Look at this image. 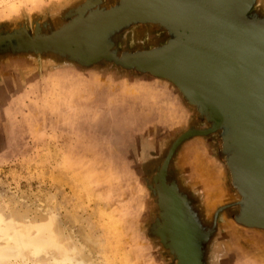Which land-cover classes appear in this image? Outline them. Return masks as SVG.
Returning a JSON list of instances; mask_svg holds the SVG:
<instances>
[{
    "label": "rangeland",
    "instance_id": "1",
    "mask_svg": "<svg viewBox=\"0 0 264 264\" xmlns=\"http://www.w3.org/2000/svg\"><path fill=\"white\" fill-rule=\"evenodd\" d=\"M127 1L0 0L4 52L23 49L15 34L37 44L0 69L17 79L0 103V262L77 246L90 264H264V225L243 218L236 177L238 149L256 153L151 67L174 27L94 26ZM246 19L264 20V0Z\"/></svg>",
    "mask_w": 264,
    "mask_h": 264
},
{
    "label": "water",
    "instance_id": "2",
    "mask_svg": "<svg viewBox=\"0 0 264 264\" xmlns=\"http://www.w3.org/2000/svg\"><path fill=\"white\" fill-rule=\"evenodd\" d=\"M253 2L242 0L236 10H231L225 5L229 0H155L152 5L157 7L148 9L144 6L149 0H128L123 9L98 20L102 21L101 28L108 30L133 20L160 22L178 31L163 51L146 56L161 75L182 82L193 101L219 112V126L231 124L256 153L246 159L243 148L238 149L240 168L236 177L246 195L243 218L254 225H264V20L246 19ZM136 4L142 5L141 11L135 12ZM125 12L128 15L120 17ZM23 36L32 42L26 32L7 39ZM64 49L67 48L60 47ZM225 114L231 119L226 120ZM230 141L235 139L231 137Z\"/></svg>",
    "mask_w": 264,
    "mask_h": 264
},
{
    "label": "bare ground",
    "instance_id": "3",
    "mask_svg": "<svg viewBox=\"0 0 264 264\" xmlns=\"http://www.w3.org/2000/svg\"><path fill=\"white\" fill-rule=\"evenodd\" d=\"M154 1L155 0H149V3H147V5L144 6V8L151 9V8L157 7L155 5H152L154 3ZM241 1L242 0H229V3L225 4V5L226 6H230L231 10H233V9L236 10L239 7V5H241ZM237 2H239L237 4V7H232V5L236 4ZM134 9H135V12L139 11V10L141 11L142 5H139V4L137 5L136 4L134 6ZM128 11H130V10H128ZM225 11L226 12L228 11L227 7H225ZM128 13L129 12H127V13L125 12L123 15H120V17L121 16H126V15H128ZM94 23L96 25L98 23H102V21L101 20L100 21L97 20ZM104 24H105V22H103V25ZM168 231H169V228H168ZM170 232H171V226H170ZM172 237H173V241L177 245L178 242L176 241V238L174 236H172ZM49 249L47 250V248H42V247H39V246L31 247L30 251H29L30 259H32L34 261L39 260L42 263H46V264H53V263H55V264H90V262H91V258L85 253V249H78L77 246H72V247L69 246L70 254H68L67 251H66V253L64 251H62V250L61 251L58 250V251L55 252L52 249L51 250H49ZM0 264H5V263L0 262Z\"/></svg>",
    "mask_w": 264,
    "mask_h": 264
},
{
    "label": "crops",
    "instance_id": "4",
    "mask_svg": "<svg viewBox=\"0 0 264 264\" xmlns=\"http://www.w3.org/2000/svg\"><path fill=\"white\" fill-rule=\"evenodd\" d=\"M145 23H152V22H145ZM12 45L13 46H23L21 49V51L23 52H20V49L17 47L15 49H12L11 52L10 50H6L4 52V49L2 46V50H0V69L2 70V68L5 67V57L6 56H10V57H20V56H23L24 58L25 57H32L35 58V55H36V47H35V44H33L28 37L26 36H23V38H19V39H13L11 41ZM2 44H4L2 42ZM40 51H41V54H42V51H45L44 50V47H40ZM62 51V50H60ZM0 70V103H2L6 98L4 96H2V94L4 93V87L5 86H8L9 84L12 85L14 84L15 81H17L16 77L13 76L11 79L6 76V72L4 73V71H1ZM13 79H14V82H13ZM12 82V83H11Z\"/></svg>",
    "mask_w": 264,
    "mask_h": 264
}]
</instances>
